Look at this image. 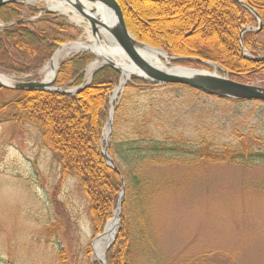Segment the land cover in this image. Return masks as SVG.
Segmentation results:
<instances>
[{
    "label": "trees",
    "instance_id": "1",
    "mask_svg": "<svg viewBox=\"0 0 264 264\" xmlns=\"http://www.w3.org/2000/svg\"><path fill=\"white\" fill-rule=\"evenodd\" d=\"M242 1L256 10L264 21V0ZM117 2L127 28L139 42L161 48L172 56L219 64L230 79L264 87V61H252L242 52L243 45L253 57L264 55V26L241 38L243 28H255L258 23L235 0ZM20 8L19 5L0 8V23L6 26L0 28V70L27 76L42 69L62 45L76 41L82 31L68 23L65 17L55 14H44L33 22L13 24L23 17ZM136 11H140L145 23L139 21ZM168 27L171 31L177 29L179 39L189 45H179L172 32H163ZM93 59L90 53H83L64 61L56 85L67 89L82 87L85 69ZM120 80L121 75L106 66L97 71L90 85L74 97L0 88V92L15 94L12 102L0 107V119L4 117L7 119L3 121L27 124L40 130L41 147L59 157L61 172L57 189L70 177L79 180L98 232L117 209L121 188L119 175L106 164L101 143L109 120L111 95ZM173 93H185L187 99L181 105L188 107L197 96L203 95L181 85H159L133 79L114 104L110 153L125 179L126 194L123 225L115 245L108 251L109 264L129 262L127 252L131 232L137 235L143 249L156 252L147 212L149 199L159 188V184L148 176L152 168L200 161L264 166L262 138L235 130L234 144L206 146L209 139L204 137L206 147H202L189 146L184 141L185 136L171 132V118L176 120L171 115L179 107L173 103ZM116 254L120 255L119 260Z\"/></svg>",
    "mask_w": 264,
    "mask_h": 264
},
{
    "label": "rangeland",
    "instance_id": "2",
    "mask_svg": "<svg viewBox=\"0 0 264 264\" xmlns=\"http://www.w3.org/2000/svg\"><path fill=\"white\" fill-rule=\"evenodd\" d=\"M47 1L19 4L22 19L34 21L43 16L42 10L48 9ZM136 13L139 21L145 23L140 11ZM55 15L64 17L59 12ZM66 19L82 31L74 42H86L85 28L89 24ZM261 20L263 28L264 21ZM258 28L259 23L253 32H258ZM171 30L168 27L163 32H172L179 45H189L179 39L177 29ZM145 45L174 58L171 61L173 68H187L230 79L219 64L210 62L216 65L213 68L207 65L209 61L172 56L161 48ZM47 64L32 75L17 76L3 70L0 75L5 76L12 86L25 81L44 82L43 70ZM87 68L84 83L89 77ZM59 69L60 66L57 75ZM245 84L261 86L258 83ZM186 97L185 93H173V103L179 107L171 115L176 119L171 118V132L185 136L184 141L189 146L234 144L235 130L264 139V103H233L199 95L188 107L181 105ZM14 99L15 94L10 91L0 92V107ZM5 119H0V264H102L97 260L94 243L116 217L118 206L98 232L79 180L70 177L57 189L61 172L59 157L41 147L40 130L27 124L3 121ZM106 126L101 142L103 151L106 148ZM204 137L209 139L206 146ZM149 175L152 182L159 184L158 192L149 199L147 208L156 252L143 249L137 235L131 232L127 264H264L262 164L200 161L196 164L159 165L152 168ZM118 219L113 246L123 225L122 213ZM106 246L104 241L101 253ZM108 253L106 264H109ZM116 257L119 260L120 255L116 254Z\"/></svg>",
    "mask_w": 264,
    "mask_h": 264
},
{
    "label": "water",
    "instance_id": "3",
    "mask_svg": "<svg viewBox=\"0 0 264 264\" xmlns=\"http://www.w3.org/2000/svg\"><path fill=\"white\" fill-rule=\"evenodd\" d=\"M27 2H34L37 0H0V8L7 6L9 4H25ZM61 2H66L69 6H71L72 10L61 13L65 16H71L72 18L78 17L81 21L88 23L91 28L93 35H96L98 29L97 26L104 28L112 37V49L107 51L102 50L103 52H107L109 57L113 59V57H117L114 55L113 47H116L118 50L122 51L124 54V58L118 59V61L110 60L108 62H104L99 67H97L88 77L86 82L84 83V87L88 86L94 76V74L102 69L105 66H109L112 69L116 70L119 74H121V81L119 87L122 86V79L125 76H129V80L138 79L144 80L147 82H152L160 85H182L185 87H189L193 90L199 91L207 96L217 97L223 100L230 101H256L264 103V87H258L249 84H243L239 82H235L230 80L227 77H222L216 74H210L207 72L195 71L187 68L174 67L171 70H166L165 68L154 64L151 62L152 58L148 56L145 52L146 50L152 51H161L150 46H146L140 42H138L133 35L127 29L123 13L121 11L120 6L115 0H60ZM239 3L243 8L248 10L254 16L258 18L260 28H262V20L259 14L251 8L249 5L244 3L242 0H235ZM92 7V8H91ZM94 7H99L94 8ZM107 8L113 11L114 17H103L99 18V10H103L105 14H107ZM44 12L50 13L52 10H43ZM16 23H23V20H20ZM1 25V24H0ZM258 29V30H259ZM254 30V29H251ZM248 31V28L242 31V34ZM74 43L73 45H76ZM65 47V46H63ZM62 47V48H63ZM61 48V49H62ZM243 50L244 47L242 46ZM98 49V48H96ZM85 51L91 52L93 55L95 54L92 49L86 48ZM58 52V51H57ZM164 53L163 51H161ZM57 54V53H56ZM165 54V53H164ZM166 55V54H165ZM97 57V55H95ZM170 59V58H169ZM250 59V58H249ZM126 61L124 64L122 61ZM174 61L175 59H170ZM257 62L264 61V57L257 58ZM209 66H215L213 63H208ZM90 68V67H89ZM131 78V79H130ZM56 79L57 72L53 76V80L50 83L45 82H20L12 86L10 83H5L0 81V88L3 89H16V90H27V91H44V92H55L62 94L64 96L73 97L77 95L81 89H63L56 87ZM117 87L115 91L119 88ZM113 114L114 110L110 111V119L108 121L110 126L109 134L105 138L106 148L103 151V157L107 163V166L115 171L121 180V191L119 194L118 201V213L117 217L121 216L122 206L124 202L125 196V180L119 172L118 168L115 165L113 158L111 157L109 146H110V137L113 130ZM116 219V217L107 224L104 233L99 236L97 239H101L103 237L108 238L109 243L106 246L102 256L101 263L106 264L105 257L111 246L114 244L116 239V231H114L113 235L107 237L109 233V226ZM119 225V224H118ZM118 228V227H117ZM117 230V229H116Z\"/></svg>",
    "mask_w": 264,
    "mask_h": 264
},
{
    "label": "bare ground",
    "instance_id": "4",
    "mask_svg": "<svg viewBox=\"0 0 264 264\" xmlns=\"http://www.w3.org/2000/svg\"><path fill=\"white\" fill-rule=\"evenodd\" d=\"M34 2H36V1H34ZM47 5H48V9L55 11V12H59V13H64V12L71 10V6H69L66 2H57V1L48 0ZM94 8L98 9L99 7H94ZM98 16H99V18H103V17L113 18L114 14L111 10H107V14H105V12L103 10H99ZM74 20H77V19L75 18ZM78 21H75V22L78 23ZM97 29H98V31H97L96 35H93L92 28L90 26L86 27L85 28V32H86L85 36L88 38V40L86 42H83V43L80 42V43H77L76 45L71 44L69 46L63 47L62 49H60L57 52V54L54 56V58L51 59L50 62H48V64L45 66V68L43 70L45 83H50L53 80V76L55 75L59 66L61 65V63L63 62V60L66 57H68L70 54L77 53L79 51L83 52V51H85L84 49H86V48L92 49V51L95 53L94 55H97V57H96L97 60H95L94 63L88 69L87 73L89 74V76L97 67H99L104 62L106 63L110 60H113L116 62V61H118V59L124 58V54L122 53V51L118 50L116 47H113V49H114V53H115L114 55H116L117 57H113V59H111V57H109L107 52H108V50L112 49L113 39H112L111 35L104 28L97 26ZM96 48H98V49H96ZM99 48H102V50L107 51V52H103ZM145 53L152 58L151 62H153L154 64H157V65L165 68L166 70L173 69V67L171 66V60L161 51H152V50L147 49ZM262 57H264V55L261 57L250 56V60L256 62L257 58H262ZM122 62L124 64L127 63L125 60ZM212 67L214 68L216 66H212ZM128 80H129V76H127L125 74V76L122 79V86L119 87L115 91V93L111 96L110 102H111L112 106H114V104L117 102L118 97H119V93L125 87V85L128 83ZM230 80H232V79H230ZM0 81L5 82V83H9V82H7L8 79L5 76H1V75H0ZM232 81H234V80H232ZM235 82H237V81H235ZM239 83H241V82H239ZM109 131H110V126L108 123L106 126L105 133H104V142H105L106 136L109 134ZM125 186H126V183H125ZM118 224H119V219L116 216V219L109 226V233L107 234V237H110L113 235L114 231H116V229L118 227ZM109 240H108V238L103 237L101 239H97V241L94 243V251H95L97 260H100L102 254H103V253H101V249H102L101 244L104 241H106L107 245H108Z\"/></svg>",
    "mask_w": 264,
    "mask_h": 264
}]
</instances>
